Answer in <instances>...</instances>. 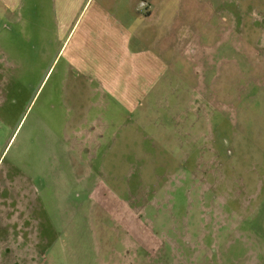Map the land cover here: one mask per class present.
Instances as JSON below:
<instances>
[{"label":"rangeland","instance_id":"1","mask_svg":"<svg viewBox=\"0 0 264 264\" xmlns=\"http://www.w3.org/2000/svg\"><path fill=\"white\" fill-rule=\"evenodd\" d=\"M158 1L173 75L132 113L0 51V264H264V0Z\"/></svg>","mask_w":264,"mask_h":264},{"label":"crops","instance_id":"2","mask_svg":"<svg viewBox=\"0 0 264 264\" xmlns=\"http://www.w3.org/2000/svg\"><path fill=\"white\" fill-rule=\"evenodd\" d=\"M161 6L158 0H0V22L20 34L18 40L6 34L0 51L14 69L21 61L63 59L66 73L96 81L100 92L132 113L173 75L174 58L159 53L169 45L165 36L172 37ZM158 26L165 34L158 35Z\"/></svg>","mask_w":264,"mask_h":264}]
</instances>
